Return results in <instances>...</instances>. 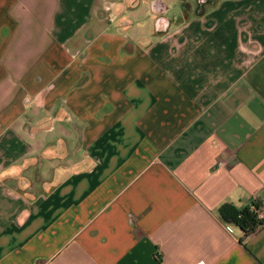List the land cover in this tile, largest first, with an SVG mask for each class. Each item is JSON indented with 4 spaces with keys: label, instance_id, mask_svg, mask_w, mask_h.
Masks as SVG:
<instances>
[{
    "label": "crops",
    "instance_id": "1",
    "mask_svg": "<svg viewBox=\"0 0 264 264\" xmlns=\"http://www.w3.org/2000/svg\"><path fill=\"white\" fill-rule=\"evenodd\" d=\"M264 0H0V264H264Z\"/></svg>",
    "mask_w": 264,
    "mask_h": 264
},
{
    "label": "trees",
    "instance_id": "2",
    "mask_svg": "<svg viewBox=\"0 0 264 264\" xmlns=\"http://www.w3.org/2000/svg\"><path fill=\"white\" fill-rule=\"evenodd\" d=\"M257 208L258 203L254 201L242 208H237L230 203H223L218 207L217 212L222 222L234 224L240 229L242 233L240 240L242 241L263 223L256 217Z\"/></svg>",
    "mask_w": 264,
    "mask_h": 264
},
{
    "label": "built area",
    "instance_id": "3",
    "mask_svg": "<svg viewBox=\"0 0 264 264\" xmlns=\"http://www.w3.org/2000/svg\"><path fill=\"white\" fill-rule=\"evenodd\" d=\"M256 217L262 221H264V211L259 210L258 208L256 209Z\"/></svg>",
    "mask_w": 264,
    "mask_h": 264
}]
</instances>
